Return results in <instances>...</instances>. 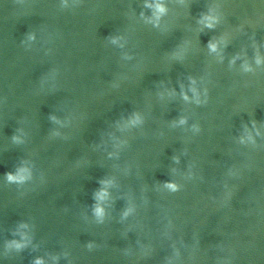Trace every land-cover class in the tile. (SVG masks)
Returning <instances> with one entry per match:
<instances>
[{
  "label": "water",
  "instance_id": "1",
  "mask_svg": "<svg viewBox=\"0 0 264 264\" xmlns=\"http://www.w3.org/2000/svg\"><path fill=\"white\" fill-rule=\"evenodd\" d=\"M264 88V0H0V113L95 114Z\"/></svg>",
  "mask_w": 264,
  "mask_h": 264
},
{
  "label": "clouds",
  "instance_id": "2",
  "mask_svg": "<svg viewBox=\"0 0 264 264\" xmlns=\"http://www.w3.org/2000/svg\"><path fill=\"white\" fill-rule=\"evenodd\" d=\"M8 179H9L10 181H12V180H15L16 177L12 176L11 174H8ZM98 211H99V210H98ZM37 264H39V261L37 262Z\"/></svg>",
  "mask_w": 264,
  "mask_h": 264
}]
</instances>
